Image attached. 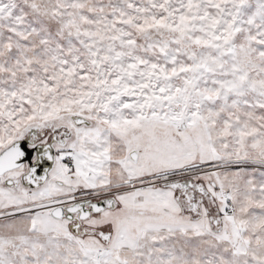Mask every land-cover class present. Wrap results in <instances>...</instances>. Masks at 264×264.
Returning <instances> with one entry per match:
<instances>
[{
    "label": "snow or ice",
    "instance_id": "1",
    "mask_svg": "<svg viewBox=\"0 0 264 264\" xmlns=\"http://www.w3.org/2000/svg\"><path fill=\"white\" fill-rule=\"evenodd\" d=\"M0 264H264V0H0Z\"/></svg>",
    "mask_w": 264,
    "mask_h": 264
}]
</instances>
